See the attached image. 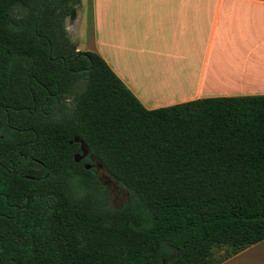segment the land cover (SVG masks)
<instances>
[{
    "label": "trees",
    "instance_id": "trees-1",
    "mask_svg": "<svg viewBox=\"0 0 264 264\" xmlns=\"http://www.w3.org/2000/svg\"><path fill=\"white\" fill-rule=\"evenodd\" d=\"M80 3L0 0V264H222L264 241V95L148 110L69 37Z\"/></svg>",
    "mask_w": 264,
    "mask_h": 264
},
{
    "label": "crops",
    "instance_id": "crops-1",
    "mask_svg": "<svg viewBox=\"0 0 264 264\" xmlns=\"http://www.w3.org/2000/svg\"><path fill=\"white\" fill-rule=\"evenodd\" d=\"M79 28L148 110L264 95V0H81ZM222 264H264V241Z\"/></svg>",
    "mask_w": 264,
    "mask_h": 264
},
{
    "label": "rangeland",
    "instance_id": "rangeland-1",
    "mask_svg": "<svg viewBox=\"0 0 264 264\" xmlns=\"http://www.w3.org/2000/svg\"><path fill=\"white\" fill-rule=\"evenodd\" d=\"M68 26V19L66 20V28ZM82 28H79L78 36L71 37L67 29L68 35L78 48L79 37L81 35ZM93 167L97 171V175L104 187L110 192V202L114 208H121L129 200V192L121 186L112 176L105 170L98 166V162L93 160ZM224 253V250H217L216 258H220Z\"/></svg>",
    "mask_w": 264,
    "mask_h": 264
},
{
    "label": "water",
    "instance_id": "water-1",
    "mask_svg": "<svg viewBox=\"0 0 264 264\" xmlns=\"http://www.w3.org/2000/svg\"><path fill=\"white\" fill-rule=\"evenodd\" d=\"M76 20V11L73 12V14L68 18V26L67 27H71L73 24H74V21ZM77 142H80L81 143V150H82V154L81 155H77L75 157V161L76 162H81L82 160H84L87 156H89L90 154V150L89 148L87 147V145L85 144V142L79 140V139H76ZM92 160H96L95 158H92ZM97 161V160H96ZM98 162V161H97ZM98 166L102 169H104L103 165L98 162ZM86 168H91L90 165H87Z\"/></svg>",
    "mask_w": 264,
    "mask_h": 264
},
{
    "label": "flooded vegetation",
    "instance_id": "flooded-vegetation-1",
    "mask_svg": "<svg viewBox=\"0 0 264 264\" xmlns=\"http://www.w3.org/2000/svg\"><path fill=\"white\" fill-rule=\"evenodd\" d=\"M25 178L29 179L30 177H29V175H26Z\"/></svg>",
    "mask_w": 264,
    "mask_h": 264
}]
</instances>
